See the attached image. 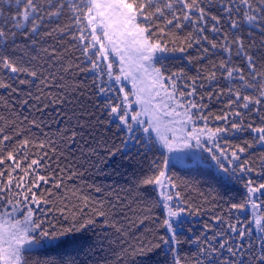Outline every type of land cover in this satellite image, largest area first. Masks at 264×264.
I'll list each match as a JSON object with an SVG mask.
<instances>
[{"label":"snow or ice","instance_id":"snow-or-ice-1","mask_svg":"<svg viewBox=\"0 0 264 264\" xmlns=\"http://www.w3.org/2000/svg\"><path fill=\"white\" fill-rule=\"evenodd\" d=\"M154 148L131 189L86 182ZM173 163L214 167L243 198ZM261 212L264 0H0V264H140L161 244L171 264H264ZM185 214L213 223L181 256Z\"/></svg>","mask_w":264,"mask_h":264},{"label":"trees","instance_id":"trees-1","mask_svg":"<svg viewBox=\"0 0 264 264\" xmlns=\"http://www.w3.org/2000/svg\"><path fill=\"white\" fill-rule=\"evenodd\" d=\"M260 37L257 36V40ZM115 143L120 146V141L117 139ZM257 152L260 149L256 150ZM160 161L162 157L160 153L156 151L154 148L151 152H148L145 157L142 158L141 164L139 167L133 169L129 167L123 160L121 155L116 156L115 158H111L106 164L100 165L99 167L102 169L101 171L97 172L96 169H92L85 177L86 182L88 183H96V184H103L106 186H112L117 190L124 188V189H131L133 186V180L135 172L136 175H140L143 173H147L149 170V166L152 161ZM169 174L179 178V180H196L199 182L201 188L206 192H219L222 201L225 200H234L238 201L243 198V185L241 183H225L222 179V176L218 174L214 169L207 167V166H182L179 164L173 163L170 165ZM215 190V192L213 191ZM124 195L123 192L120 193ZM132 196H135L136 193H131ZM140 195L142 199L139 202L138 207H142L145 203H154L158 197L157 189H153L152 186H147L146 188L141 190ZM264 214V212H262ZM152 215L156 218L163 219L165 211L162 207H153L152 208ZM195 217L196 215H191ZM199 219H190L183 224L182 229L178 232L180 235L181 243L179 245L180 248V255L187 256L191 253L196 251V241L198 237H201L204 233L203 225L205 223H213L210 217L206 214L198 215ZM235 217L239 218V221L246 224L247 220H251L250 213L242 212L236 213L234 212V219L233 223H236L237 220ZM247 217V220H245ZM159 234L166 236V231L161 228L159 229ZM211 235V232L207 233ZM91 233H87L84 237H78L77 245L75 247L83 246L85 251L87 250L88 241L86 237L90 236ZM137 237L141 235L140 232L136 233ZM151 238V237H149ZM73 246L69 247V251L72 250ZM81 259H83V254H81ZM140 264H171V255L168 252V247L166 245L161 244L160 248H157L150 257L146 259H141Z\"/></svg>","mask_w":264,"mask_h":264},{"label":"rangeland","instance_id":"rangeland-1","mask_svg":"<svg viewBox=\"0 0 264 264\" xmlns=\"http://www.w3.org/2000/svg\"><path fill=\"white\" fill-rule=\"evenodd\" d=\"M169 167H170V166H169ZM211 168L214 169L218 174H220V175L222 176V174L219 173L217 169H215L214 167H211ZM157 191L159 192V189H157ZM246 212H247V213H250V215H251V219H252V218H253L252 209L249 208ZM165 214H166V213H165ZM261 214H262V212H261ZM190 219H195V220H197V219H199V217H198V216L192 217V216L187 215V214L183 215V216L180 218V221H181V222L179 223V225H178V227H177V231L179 232V231L182 229L183 224H184L186 221H189Z\"/></svg>","mask_w":264,"mask_h":264}]
</instances>
